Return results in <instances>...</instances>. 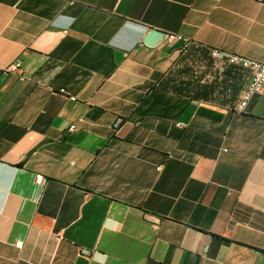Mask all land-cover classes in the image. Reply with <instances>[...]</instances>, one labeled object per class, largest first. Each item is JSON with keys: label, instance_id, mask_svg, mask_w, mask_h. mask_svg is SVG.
<instances>
[{"label": "crops", "instance_id": "1", "mask_svg": "<svg viewBox=\"0 0 264 264\" xmlns=\"http://www.w3.org/2000/svg\"><path fill=\"white\" fill-rule=\"evenodd\" d=\"M213 50L264 62V0H0V264H264V90Z\"/></svg>", "mask_w": 264, "mask_h": 264}, {"label": "built area", "instance_id": "2", "mask_svg": "<svg viewBox=\"0 0 264 264\" xmlns=\"http://www.w3.org/2000/svg\"><path fill=\"white\" fill-rule=\"evenodd\" d=\"M164 40L169 44L173 43L176 40H182L186 47L192 43L191 39L184 37L182 34L173 32L166 33ZM212 53L216 57L224 56L229 64H237L250 70V80L247 85L246 91L243 94L242 98L235 105L236 112H244L252 97L264 90V62L240 54L224 53L220 50H213ZM20 68L21 62L16 61L5 67L3 71L5 73H15L18 72ZM70 98L73 100L76 99L74 96H70ZM178 125L180 127L184 126L183 123H178ZM76 129L77 125L75 123L71 124L69 127V131L71 132ZM160 168L161 167H159V169ZM21 244L22 242L18 241L15 243V246L20 247Z\"/></svg>", "mask_w": 264, "mask_h": 264}, {"label": "water", "instance_id": "3", "mask_svg": "<svg viewBox=\"0 0 264 264\" xmlns=\"http://www.w3.org/2000/svg\"><path fill=\"white\" fill-rule=\"evenodd\" d=\"M165 34L164 32H161L159 30H152L147 38H150L151 41L145 40V43L149 46H152L154 43L158 44L159 42H161L163 40V38H165Z\"/></svg>", "mask_w": 264, "mask_h": 264}]
</instances>
